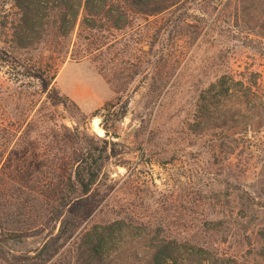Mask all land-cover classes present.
Listing matches in <instances>:
<instances>
[{"label": "rangeland", "instance_id": "1", "mask_svg": "<svg viewBox=\"0 0 264 264\" xmlns=\"http://www.w3.org/2000/svg\"><path fill=\"white\" fill-rule=\"evenodd\" d=\"M19 13L0 0V264H264V0H181L64 63L20 47ZM67 133L115 145L62 234L48 165L83 154Z\"/></svg>", "mask_w": 264, "mask_h": 264}, {"label": "trees", "instance_id": "2", "mask_svg": "<svg viewBox=\"0 0 264 264\" xmlns=\"http://www.w3.org/2000/svg\"><path fill=\"white\" fill-rule=\"evenodd\" d=\"M13 1L20 11L18 14L20 19L14 30V38L19 41L20 47L24 48L33 43H41L45 46L49 44L56 55L55 58L61 57L64 63L68 55L73 60H79L109 49L116 40L113 32L129 28L134 16L146 18L157 16L179 6L181 0ZM57 21L60 24H56ZM74 34H76L75 40ZM1 58L0 56V60ZM54 68L53 80L59 66L56 65ZM229 80L231 81L228 75L220 76L209 86V93L217 91L224 96L229 94L231 90ZM122 109L121 116L114 111L103 115L101 125L107 137L116 135V122L120 121V117H124L127 106ZM62 139L66 140V148L69 150L72 148V142L79 140L83 151V154L76 159L64 149L65 154L62 157L54 156L48 165L50 183L47 187L51 199L48 201L49 204L51 203V220L56 222L61 220L63 234L77 228L80 218L75 212L72 221L65 220L67 207L72 203L83 201L91 192L105 164L112 157L110 150L115 143L96 135L90 141L84 137L80 138L78 133H67ZM172 250L174 249L170 251L168 248L163 251L166 258H172Z\"/></svg>", "mask_w": 264, "mask_h": 264}, {"label": "bare ground", "instance_id": "3", "mask_svg": "<svg viewBox=\"0 0 264 264\" xmlns=\"http://www.w3.org/2000/svg\"><path fill=\"white\" fill-rule=\"evenodd\" d=\"M99 129V128H98ZM98 133H102V130L99 129V132Z\"/></svg>", "mask_w": 264, "mask_h": 264}]
</instances>
